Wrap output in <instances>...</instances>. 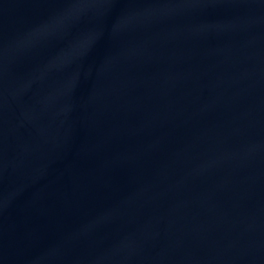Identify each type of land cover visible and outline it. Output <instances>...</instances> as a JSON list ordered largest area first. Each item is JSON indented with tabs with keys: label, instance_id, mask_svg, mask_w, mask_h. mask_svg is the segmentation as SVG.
<instances>
[{
	"label": "water",
	"instance_id": "95a60500",
	"mask_svg": "<svg viewBox=\"0 0 264 264\" xmlns=\"http://www.w3.org/2000/svg\"><path fill=\"white\" fill-rule=\"evenodd\" d=\"M0 264H264V0H0Z\"/></svg>",
	"mask_w": 264,
	"mask_h": 264
}]
</instances>
